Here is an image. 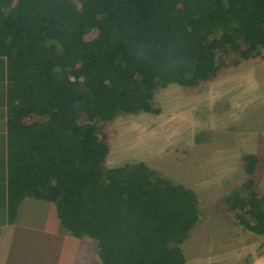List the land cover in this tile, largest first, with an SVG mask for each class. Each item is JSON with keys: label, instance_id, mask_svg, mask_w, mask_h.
<instances>
[{"label": "trees", "instance_id": "trees-1", "mask_svg": "<svg viewBox=\"0 0 264 264\" xmlns=\"http://www.w3.org/2000/svg\"><path fill=\"white\" fill-rule=\"evenodd\" d=\"M0 59L8 221L25 198L48 202L57 228L89 242L100 264H185L197 195L144 162L108 167L103 128L158 115L168 87L264 60V0H0ZM242 162L247 179L226 212L241 235L264 239L262 174L256 157Z\"/></svg>", "mask_w": 264, "mask_h": 264}, {"label": "rangeland", "instance_id": "rangeland-1", "mask_svg": "<svg viewBox=\"0 0 264 264\" xmlns=\"http://www.w3.org/2000/svg\"><path fill=\"white\" fill-rule=\"evenodd\" d=\"M233 66L199 87L171 86L157 93L156 116H118L103 128L108 167L144 162L197 195L202 216L195 237L183 244L186 264H210L217 259L209 257L216 245L222 254L242 242L240 237L246 239L223 200L247 179L245 155L257 158L256 170L262 175L254 178V189L264 196V60ZM42 206L35 204L27 212L46 213L49 208ZM10 253L9 260L17 258ZM24 256L32 257L28 252Z\"/></svg>", "mask_w": 264, "mask_h": 264}, {"label": "crops", "instance_id": "crops-1", "mask_svg": "<svg viewBox=\"0 0 264 264\" xmlns=\"http://www.w3.org/2000/svg\"><path fill=\"white\" fill-rule=\"evenodd\" d=\"M6 85L5 63L0 59V264H100L89 242H75V239L57 228L55 208L49 203L25 198L19 204L15 221H8ZM35 204H46L42 207H48L49 210L43 214L27 212ZM22 208L26 212L23 213ZM244 237L246 239L240 237L242 242L239 244L234 242L233 247L228 241V247L233 249L222 254L216 252V246L219 245L215 244V250L210 252L212 255H208L211 260L217 259L207 263L264 264V253L258 254L264 239L256 236L250 238L248 235ZM10 252L17 258L9 260ZM27 252L31 258H25Z\"/></svg>", "mask_w": 264, "mask_h": 264}]
</instances>
